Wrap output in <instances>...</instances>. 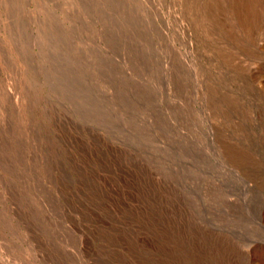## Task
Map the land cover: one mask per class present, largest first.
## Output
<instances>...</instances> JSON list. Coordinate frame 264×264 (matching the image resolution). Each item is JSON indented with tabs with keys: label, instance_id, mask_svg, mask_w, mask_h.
<instances>
[{
	"label": "rangeland",
	"instance_id": "374dc122",
	"mask_svg": "<svg viewBox=\"0 0 264 264\" xmlns=\"http://www.w3.org/2000/svg\"><path fill=\"white\" fill-rule=\"evenodd\" d=\"M0 264H264V0H0Z\"/></svg>",
	"mask_w": 264,
	"mask_h": 264
}]
</instances>
